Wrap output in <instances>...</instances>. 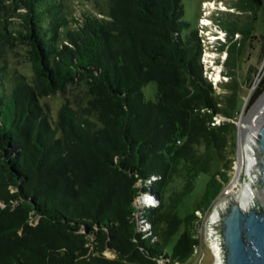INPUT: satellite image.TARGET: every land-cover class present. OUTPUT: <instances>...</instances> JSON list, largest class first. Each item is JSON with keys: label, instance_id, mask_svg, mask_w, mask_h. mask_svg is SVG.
I'll use <instances>...</instances> for the list:
<instances>
[{"label": "trees", "instance_id": "1", "mask_svg": "<svg viewBox=\"0 0 264 264\" xmlns=\"http://www.w3.org/2000/svg\"><path fill=\"white\" fill-rule=\"evenodd\" d=\"M68 3L0 0V54L23 43L34 69L10 80L0 64V264H186L200 244L197 212L232 179L233 37L253 22L219 24L223 94L204 75L183 0H110L101 19L76 18ZM247 4L264 16V0ZM150 82L155 100L143 92ZM57 93L54 119L41 101ZM263 93L264 74L253 99ZM142 197L157 204L141 207Z\"/></svg>", "mask_w": 264, "mask_h": 264}, {"label": "rangeland", "instance_id": "2", "mask_svg": "<svg viewBox=\"0 0 264 264\" xmlns=\"http://www.w3.org/2000/svg\"><path fill=\"white\" fill-rule=\"evenodd\" d=\"M68 2L69 8L74 15L77 16L76 18L79 19L82 17V12L94 14L97 16V19L104 18L108 4H110V0H68ZM183 3L185 5L184 20L189 24L190 30L196 28L204 47L202 57L204 75L208 76L209 80L213 82L218 91L223 94L226 92L220 87V83L221 81L226 82L228 79L224 77L223 72L226 70L225 62L228 58V46L226 45L225 48L223 47V45L227 44V35L219 24L224 20L234 21L238 23L239 26L253 22V27L250 30L251 34L243 35L238 32L235 34V37H233L234 40L239 41V52L241 53L238 56L237 65H235L237 73L235 83H237L239 87V99L241 101V108L234 120L238 134V136H236L237 148L234 150V147H232L229 150H234V153L231 155V157L234 158V165L232 166L230 174L231 178H234L232 184L235 185L237 184L235 173L237 170V162L239 161L238 151H240L241 123L251 118L253 108H255L257 102L264 94H261L257 99H253L256 84L261 80L264 74V23H259L264 16L260 10L256 12L250 10L247 0H183ZM246 26L251 27L250 24ZM29 50V47L25 44L18 43L14 47L8 46L5 52L0 54V64L6 68L7 79L11 80L14 76L20 74L24 75L26 79L32 80L34 69ZM249 68H252L251 81L246 79ZM71 91L72 90L68 91L67 96L72 99L70 94ZM156 91L157 86L154 82H150L143 90L145 96L152 100H155ZM41 102L50 105L53 118L55 119L56 116H58L59 108L64 102V97L62 94L57 93L43 98ZM254 116L255 114L253 117ZM221 119V117H218V121ZM207 178H209V176L206 174H202L197 178L195 191L189 195L186 201L187 209H190L193 200L200 197ZM239 189L240 188L236 186L234 191L237 192ZM138 203L141 207L146 203H153V205L157 204L155 200L148 201L146 197H142ZM209 249L208 245H204L203 258L199 259V255L196 254L192 257L190 262L186 264L215 263L216 259L212 256ZM106 255L108 257L113 256L111 252H107Z\"/></svg>", "mask_w": 264, "mask_h": 264}, {"label": "water", "instance_id": "3", "mask_svg": "<svg viewBox=\"0 0 264 264\" xmlns=\"http://www.w3.org/2000/svg\"><path fill=\"white\" fill-rule=\"evenodd\" d=\"M239 180L250 192L244 199L228 195L216 207L215 218L206 222L207 237L221 264H264V102L247 127Z\"/></svg>", "mask_w": 264, "mask_h": 264}, {"label": "built area", "instance_id": "4", "mask_svg": "<svg viewBox=\"0 0 264 264\" xmlns=\"http://www.w3.org/2000/svg\"><path fill=\"white\" fill-rule=\"evenodd\" d=\"M233 179L230 180V182L228 183L227 186H225L223 191L217 195V197L213 200L211 206H209V208L206 212H202V211L197 212V214L200 216V219H201L200 220V229H199V232L197 234V238L199 239L200 244H198L194 248V255L198 254L199 259L203 258L204 245L209 246V248H210L209 250H210L212 256L215 258L214 249H216V248H214L215 244L207 237L206 222L209 220H213L215 218L216 213H217L216 207H218V205L220 206L221 204H223L228 195H232L234 197L233 189L231 188V183H232Z\"/></svg>", "mask_w": 264, "mask_h": 264}, {"label": "bare ground", "instance_id": "5", "mask_svg": "<svg viewBox=\"0 0 264 264\" xmlns=\"http://www.w3.org/2000/svg\"><path fill=\"white\" fill-rule=\"evenodd\" d=\"M263 102H264V94L261 96V98L257 102L255 108H253V114H252L251 118L247 119L245 122L241 123V128H240L241 136H240V148H239L240 151H238L239 161L237 162V170L235 173V180H236L237 184L234 185L231 183L232 184L231 188L233 189L234 198L240 197L241 199H244L246 197L247 193L250 192L248 186L239 180L240 174H241L242 153H243L244 148H245V136H246L248 124H249V122L252 121L253 115L256 114L257 110L260 108V106L262 105ZM236 186H238L240 188L237 192L234 191ZM152 200H153V198L149 199L148 201H152ZM214 248H216V249H214L216 261L213 264H221L222 260H221V255L218 251V248L216 245Z\"/></svg>", "mask_w": 264, "mask_h": 264}]
</instances>
